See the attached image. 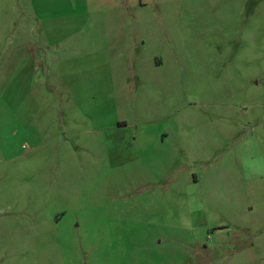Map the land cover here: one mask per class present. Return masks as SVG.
Instances as JSON below:
<instances>
[{"label":"rangeland","instance_id":"obj_1","mask_svg":"<svg viewBox=\"0 0 264 264\" xmlns=\"http://www.w3.org/2000/svg\"><path fill=\"white\" fill-rule=\"evenodd\" d=\"M0 264H264V0H0Z\"/></svg>","mask_w":264,"mask_h":264}]
</instances>
